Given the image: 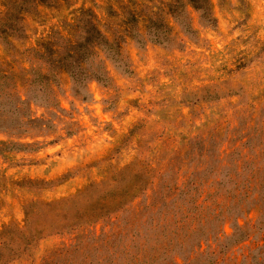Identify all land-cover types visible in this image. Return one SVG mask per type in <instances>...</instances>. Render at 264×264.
<instances>
[{"label":"rangeland","instance_id":"1","mask_svg":"<svg viewBox=\"0 0 264 264\" xmlns=\"http://www.w3.org/2000/svg\"><path fill=\"white\" fill-rule=\"evenodd\" d=\"M68 2L54 11L41 7L25 14L23 35L14 46L31 47L63 15L85 6L116 39L119 55L105 60L103 80L81 85L58 76L56 106L51 100L46 106L16 105L13 97H0V229L21 226L23 206L31 200L69 197L131 163L119 182L129 180L130 172H146L142 163L157 178L135 199L138 209L173 176L183 180L198 173L210 182L222 174L231 177L248 162L255 175L264 176V0H210L211 20L188 8L189 30L168 17L171 0ZM153 12L167 21L165 39L131 36L142 31V16ZM31 117L39 121L30 123ZM222 181L223 188L230 185ZM81 205V200L70 205L68 214ZM257 210L235 218L245 237L220 249L209 242L216 252L201 256L198 264H248L251 256L264 264V218L256 222ZM131 211L125 207L89 231L121 226ZM46 218L54 221L53 213ZM231 224L224 219L222 235L231 233ZM74 236V231L44 234L7 264H41Z\"/></svg>","mask_w":264,"mask_h":264},{"label":"trees","instance_id":"2","mask_svg":"<svg viewBox=\"0 0 264 264\" xmlns=\"http://www.w3.org/2000/svg\"><path fill=\"white\" fill-rule=\"evenodd\" d=\"M68 1L0 0V97L11 96L16 105L31 102L46 106L51 100L50 104L56 106L53 86L57 85L58 76L67 75L81 85L106 78L104 62L117 58L118 43L107 35L90 7L79 6L63 15L31 47L17 49L13 44L23 35L25 14L38 13L41 7L54 11ZM171 2L167 4V15L184 30L190 29L188 8L211 20L210 0ZM142 17V31H131L130 35L150 42L163 41L169 28L162 13ZM28 120L39 121L34 117ZM13 145L25 148V144ZM248 163L231 177L222 174L210 182L202 180L198 173L183 180L173 176L171 183L160 184L161 192L153 191L154 196L149 202L144 200L139 209L135 199L153 188L157 179L150 174L147 163H142L146 172H130L129 180L123 183L119 182L120 174L133 163L86 184L69 197L45 202L31 200L23 206L21 226L10 223L0 229V264L16 258L44 234L71 231L75 233L73 241L54 249L41 264H198L201 256L215 254L209 242L220 249L246 236L235 218L252 207L258 209L256 222L264 218V176L255 175ZM222 179L230 185L223 188ZM210 183L216 188H202ZM80 200V208L69 215L68 207ZM125 207L132 211L121 226L99 234L89 231L91 225ZM49 212L54 221L47 220ZM227 218L232 220V230L229 235H222L220 224ZM262 259L251 256L248 264H259Z\"/></svg>","mask_w":264,"mask_h":264}]
</instances>
